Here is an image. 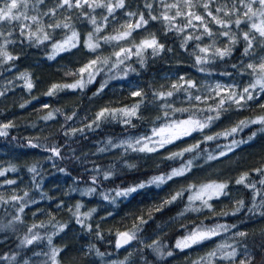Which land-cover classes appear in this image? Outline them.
Masks as SVG:
<instances>
[{
    "label": "trees",
    "instance_id": "16d2710c",
    "mask_svg": "<svg viewBox=\"0 0 264 264\" xmlns=\"http://www.w3.org/2000/svg\"><path fill=\"white\" fill-rule=\"evenodd\" d=\"M49 1L51 0H47V2ZM129 2L132 4L133 10L138 4L143 10L142 0H129ZM100 11L103 10L97 9L96 15ZM117 13L122 14L120 10ZM100 17L97 19L99 20ZM45 21L47 22L48 19L45 18ZM76 29L83 35L91 29V26L76 22ZM112 29L109 25L103 34H108ZM150 29L157 33L166 48H172L173 51H166L156 57L149 55L145 67H141L135 58L118 67H113V62L110 61L108 65L102 66L103 70L96 76L94 82L83 91L65 90L56 96L48 97L44 93L53 83L74 82L78 77L65 75V73L68 71L75 72L92 56L87 53V50L81 48L79 51L73 49L70 53H61L55 60H48L46 57L50 52L51 42L39 47L28 46L27 42L21 44L22 38L19 36V28L18 26L14 27L11 38L15 39L17 43L8 45L7 50L20 58L8 64H0V91L5 93L0 96V123L11 121L15 127L9 129V136L0 137V166L7 167L9 164H14L19 171L16 173L9 172L5 177H0V184L5 179L17 181L15 185L0 187V195L7 200L13 194L23 195L24 191H28L29 197L36 200L37 203L29 204L23 213H18V205L13 206L11 203L0 202V224H7L16 214H19L23 221L16 224L15 231L12 229L0 231V256H16L15 261L0 260V264H24L25 260L28 261V264H45L48 261L46 254L51 247L63 249L58 256L59 264H113L114 261L125 260L126 257H129V253L132 255L126 264H192V261L206 256L210 251L209 246L213 244H233L235 242L233 233L236 231L248 232L249 236L246 243L254 251H260L259 245L264 242V233H262L264 217L248 213L246 208L235 216L219 215V213H231L235 208V201L238 199H244L246 205L251 206L250 192L242 186L235 185L234 181L241 172L264 158V133L258 132L256 138L247 144L240 145L234 153H229L227 157L205 162L208 153L218 155L220 149L217 145L228 144L232 139L247 140L248 136L256 131L258 126H250L227 139L221 137L219 140L204 141V136H200L198 139L193 137L195 140L190 146L199 144V148L174 160L165 157L190 147H181L184 140L168 144L155 153H137L129 150L122 155L123 150L115 148L104 153L97 151L99 148L105 147L109 138L118 142L129 137L151 135L153 126L165 122L164 120H157L155 124L153 123L156 115L159 114V109L151 105L143 111L144 120H133L136 127H128L114 121L103 124L95 131H86L82 136L78 134L70 139L63 136L62 125L64 129L69 126L82 127L91 121L92 114L102 106L109 103L116 107L131 104L135 98L130 97L129 93L136 88H144L150 94V84L157 88L161 84L167 87L181 75L197 81L198 84L200 81L216 78L224 81L230 78H240L244 81L245 77H248L238 76L230 66L231 63L239 62L238 58L242 46H238L240 50H237L233 57L227 58L226 61H216L214 65L207 66L210 68L211 74L201 73L197 71L196 67H193L194 57L190 53L195 51L194 45L190 46L187 51L181 49L179 47L181 38L174 34L165 36L162 25L158 22H153ZM3 30L7 32L8 26H5ZM65 31L55 32L54 40H62ZM207 42L205 40V43ZM224 42L223 38L219 41L221 44ZM111 51L112 48L107 45L100 49L103 56L110 55ZM70 64H72L71 68L67 66ZM129 65L136 71H129L127 76H123L124 70ZM10 66L11 70H6ZM25 71L31 74L35 84L31 92H28L23 87L24 82L17 78L21 72ZM224 72H230L232 76L222 75ZM105 81H107V86L103 92L99 96H93V93ZM192 91L196 93L195 89ZM181 95L184 94H176L174 98L175 107H183L181 102L177 101V97ZM28 101L30 103H27L25 108H20L21 103ZM45 103L50 105L49 109L42 107ZM54 108L61 109L63 115L56 113L54 119L50 121L40 119L41 116ZM73 111L77 115L72 121H65V116L71 115ZM260 111L258 107L243 110L233 108L209 127V135L222 132L234 126L239 120L252 117ZM206 114L197 113V118ZM188 115L189 113H176L171 119H186ZM27 138H35L33 142L41 145L52 143L62 145V154L65 159L48 160L47 157L50 153L45 152L42 147H27ZM73 156H78L79 160L72 159ZM194 157L196 158L193 159ZM190 159H193L194 167L184 177L168 181L160 187L150 185L127 198L119 197L116 204H111L102 198V193L109 192L111 195H115L114 190L118 188H127L142 181L146 182L153 176L167 174L173 168H180ZM33 164H37L40 172V175L36 177V181L40 184L39 189L34 185L32 174L27 171V168ZM54 164L56 167L53 166ZM126 164H134L135 168L129 169ZM94 166L104 170L114 166V175L109 180H104L102 176H99V183L93 185L90 177L95 175V172L92 171ZM58 167L66 168L68 174L59 172ZM217 170L221 171L217 173ZM209 172L211 173L210 176L208 175ZM253 178L258 179L255 174H253ZM211 180L229 181V189L227 190L229 195L210 201L213 205L212 211L204 209L199 213L186 212L180 216L179 214L184 211L188 204V196L192 194L185 192L184 196L173 204L166 206L160 212L153 213V219L144 226V230L139 234L144 244L133 241L125 248L117 249L115 247L116 230L124 231L130 228L136 216L147 213L153 205H159L164 199L169 198L170 194H174L181 188H187L189 184L199 185ZM87 187H96V193L91 196H81L79 191H71L72 188L85 189ZM42 193L49 198H42ZM58 202L64 204L60 210L56 208ZM78 202L83 205L80 209L81 213L92 208L97 209L92 219L87 222L91 223L93 228L97 223L100 224L103 239L97 238L95 231L87 232L76 224L75 218L72 217L68 208L74 209V205ZM109 212L112 213V216L107 217ZM101 217H107V219L101 220ZM65 223L68 227L63 232L53 235L50 246L46 237L56 231L54 225ZM33 224L38 226L33 229V232L37 233L41 239L34 241L31 245L20 246V240L25 234H28L27 229ZM41 224L44 227H39ZM201 224L209 228L215 227L217 224H236L237 227L229 231H221L218 236L207 243L183 251L175 248L177 239L182 238L187 234V231ZM154 240L159 241L165 252L172 251L173 255L161 259L151 249L145 247V244H150ZM97 250L105 255L103 257L98 256ZM48 264L51 262L48 261ZM214 264H227V262L216 260Z\"/></svg>",
    "mask_w": 264,
    "mask_h": 264
},
{
    "label": "snow or ice",
    "instance_id": "6c2138e0",
    "mask_svg": "<svg viewBox=\"0 0 264 264\" xmlns=\"http://www.w3.org/2000/svg\"><path fill=\"white\" fill-rule=\"evenodd\" d=\"M142 8L143 10L138 4L133 10L129 0H52L51 6H47V0H0V64H8L20 58L7 50L8 45L17 43L11 37H13L14 27L18 26L19 36L22 38L21 44L27 42L28 46L39 47L44 45L45 42H51L50 52L46 57L48 60H55L61 53H70L73 49L77 51L81 48L87 50L92 58L88 59L75 72L68 71L65 73V75H73L78 78L72 83H53L44 95L53 97L65 90L83 91L94 82L96 76L103 70L102 66L108 65L110 61L113 62V67H118L135 58L141 67H145L149 55L156 57L166 51L172 52L173 49L166 48L157 33L150 29L153 22H158L162 25L165 36L174 34L181 38L179 44L181 49L187 51L190 46L194 45L195 51L190 55L194 57L193 67H196L197 71L201 73L211 74L210 68L207 66L214 65L216 61H226L227 58L233 57L237 50H240L238 46H242L238 58L239 62L231 63L230 66L238 76L250 77L248 83L243 86L236 83L223 84L221 82L211 85L206 84L203 86V94H200L198 82L181 75L167 87L161 84L157 88L150 84V94L144 88L132 90L129 96L135 99L131 104L116 107L109 103L102 106L92 114L91 121L85 123L82 127L69 126L64 129L62 125L63 136L69 139L78 134L82 136L86 131H95L103 124L114 121L128 127H136L133 120H144L143 111L147 110L150 105L159 109V114L156 115L153 123L155 124L157 120L165 121L158 126H153L151 135L129 137L118 142H114L109 138L105 147H101L97 151L104 153L115 148L122 149V155L129 150L137 153H155L175 140L189 136L194 132H203L233 108L241 110L258 107L261 111L252 117L239 120L234 126L222 132L205 135L203 137L204 141L219 140L221 137L227 139L250 126H258L257 130L253 131L247 140L232 139L228 144L217 145L220 149L218 155L208 153L205 162L227 157L229 153H234L240 145L247 144L256 138L258 132L264 133V102H260L264 101V0H142ZM97 9H102L107 14L102 15L98 20ZM118 10L122 12L126 19L118 27H113L108 34H103L105 29L116 20ZM29 12L34 14L30 15ZM45 17L48 18L47 22L44 19ZM76 22L90 25L91 29L82 35L76 29ZM5 26L9 28L7 32L3 30ZM56 30H66L62 40H54L53 36ZM221 38L225 41L222 44L219 43ZM205 40L208 42L205 43ZM105 45L112 48L108 56H103L100 53V49ZM11 66L6 70L10 71ZM129 71L135 72L136 69L129 65L124 70L123 76H127ZM222 75L231 77L232 73L224 72ZM17 78L24 82L23 87L28 92L32 91L35 84L30 73L27 71L21 72ZM106 86L107 81L101 84L100 88L93 93V96H99ZM194 89L196 93L192 91ZM177 93H183L185 98L181 103H187L191 107H175L174 98ZM4 94L3 91H0V96ZM33 99H36V97H33ZM209 100L213 103H209ZM27 103H30V101L21 103L20 108H25ZM199 105H205V107ZM42 107L49 109L50 105L45 103ZM192 109H195V111ZM56 113L63 115L61 109L54 108L41 116L40 119L44 121L53 120ZM176 113H189V115L186 119H171ZM197 113L207 114L197 118ZM76 115L77 113L73 111L71 115L65 116V121H72ZM13 127H15V124L11 121L0 123V137L9 136V129ZM34 139L27 138L26 146L31 148L42 147L45 152L50 153L47 157L48 160L65 159L62 154V145L57 143L41 145L33 142ZM196 148H199V144L186 147L179 152H173L165 158L174 160L182 157L185 153L193 152ZM72 159L78 161L79 157L73 156ZM193 159L188 160L180 168H173L167 174L153 176L146 182L142 181L127 188H118L114 190L115 195H111L109 192L102 193V198L111 204H116L119 197L127 198L150 185L160 187L174 178L184 177L192 171L194 167ZM53 166L56 167L55 164ZM113 167L104 170L94 166L92 171L95 172V175L90 177L92 184L97 185L99 183V176H102L104 180H109L114 175ZM126 167L132 169L135 168V165L126 164ZM57 170L68 174L67 169L64 167H58ZM18 171L19 169L14 164H9L7 167L0 166V177H5L9 172L16 173ZM27 171L32 174L34 185L39 189L40 184L36 181V177L40 175L37 164L29 166ZM253 174L258 179H254ZM16 183L15 179H5L0 187L15 185ZM234 183L250 192L251 206L248 207L244 199H238L235 201V208L231 213L222 212L219 215L235 216L246 208L248 213L264 217V158L254 166L241 172ZM228 189L229 181L227 180L222 182L212 181L199 185L189 184L187 188H181L174 194H170V197L164 199L159 205H153L147 213L136 216L131 227L127 230H116L115 247L120 249L130 245L133 241L144 244L139 234L144 230V226L153 219V213L160 212L166 206L173 204L182 198L185 192L192 194L188 196V204L184 211L179 214L180 216H183L186 212L199 213L204 209L212 211L213 205L210 201L219 199L221 196H228ZM71 191H79L81 196H91L96 193L97 189L96 187L72 188ZM41 195L42 198H49L44 193ZM197 201H199V204L196 203ZM0 202L4 204L11 203L13 206L18 205V213H23L29 204L37 203L36 200L29 197L28 191H24L23 195L13 194L7 200L0 195ZM63 207V202L56 203L57 210ZM82 207L83 205L78 202L74 205V209L70 207L68 211L75 218L76 224L87 232L95 231L96 237L103 239L100 224L97 223L93 228V225L87 222L92 219L97 209L92 208L81 213L80 209ZM110 216H112L111 212L107 214V217ZM107 217H101V220H106ZM22 222L21 216L16 214L7 224H0V231L4 229L15 231L16 224ZM36 227L38 226L33 224L32 227L27 229L28 234H25L23 239L20 240V246L31 245L34 241L41 239L37 233L33 232ZM39 227H44V225L41 224ZM54 227L56 231L46 237L50 246L52 245L53 235L63 232L68 225L66 223L57 224ZM236 227V224H217L215 227L209 228L201 224L187 231V234L182 238L177 239L175 248L183 251L201 245L218 236L221 231H229ZM262 233H264V230H262ZM248 236L249 233L246 231H236L233 233L235 241L233 244H218L206 256L192 261V264H214L216 260L227 262V264H264V242L260 243V251L256 252L246 243ZM145 247L151 249L161 259L173 255L172 251L165 252L159 241L154 240L150 244H145ZM62 251L61 248L51 247L46 254L48 261L51 264H59L58 256ZM96 254L101 257L105 255L99 250ZM131 255L132 253H129V257ZM129 257H126L123 261H114L113 264H126ZM15 259V255L0 256V260L9 262L15 261ZM48 261L45 264H48ZM24 264H28V261L25 260Z\"/></svg>",
    "mask_w": 264,
    "mask_h": 264
},
{
    "label": "rangeland",
    "instance_id": "374dc122",
    "mask_svg": "<svg viewBox=\"0 0 264 264\" xmlns=\"http://www.w3.org/2000/svg\"><path fill=\"white\" fill-rule=\"evenodd\" d=\"M51 4H52V0L51 1H49V2H47V6H51ZM43 10V9H42ZM29 14L31 15V14H34V13H32V12H29ZM107 13L103 10L102 12L100 11L98 14H97V18H99L100 17V15H106ZM46 19H48L47 17H45ZM44 18V19H45ZM126 19V17L125 16H123V14H119V13H116V20H114V22H112V24L110 25L111 26V28H113V27H118L119 26V24L120 23H123L124 22V20ZM30 23V22H29ZM57 31H59V30H56L55 32H57ZM60 31H62V30H60ZM65 31V30H64ZM64 31H62V32H64ZM45 43H47V42H45ZM69 68H71V66H72V64H70V65H67ZM13 78H15V76H13ZM246 79H244V81H242L240 78H230V79H228V80H221V79H218V78H216V79H213V80H203V81H200V83L198 84V87H199V89H200V94H203V92H204V88H203V86L204 85H211V84H214V83H216V82H221V83H223V84H231V83H236V84H238V85H240V86H243V85H245V84H247L248 83V81H249V79H250V77H245ZM184 95H181V96H178L177 97V101H179V102H181V101H183L184 100ZM264 102V101H263ZM209 103H213V101H211V100H209ZM182 104V106L183 107H191L189 104H187V103H181ZM200 107H205V105H199ZM192 110H195V109H192ZM236 110V109H235ZM241 110H243V109H241ZM205 135H209V128H206L203 132H194V133H192L191 135H189V136H186V137H182L181 139H178V140H175L173 143H176V142H178V141H182V140H184L183 141V143H182V145H181V147L182 148H184V147H186V146H190V144L191 143H193L194 142V138L193 137H195V138H197L198 139V137H200V136H205ZM184 145V146H183ZM222 158H224V157H222ZM222 158H219V159H222ZM218 172L217 173H219L221 170H217ZM210 173V172H209ZM187 175V174H186ZM185 175V176H186ZM209 176L211 175V173L210 174H208ZM179 177H177V178H174L173 180H175V179H178ZM172 180V181H173ZM209 182H212V180L211 181H209ZM209 182H206V183H209ZM218 182V181H217ZM197 204H199V201H197L196 202ZM215 238V237H214ZM213 238V239H214ZM212 239V240H213ZM207 242H209V241H207ZM207 242H205V243H207ZM204 244V243H203ZM218 244H213V245H211V246H209V249H210V251L212 250V249H214L216 246H217ZM197 246V245H196ZM180 250V249H179ZM186 250V249H185Z\"/></svg>",
    "mask_w": 264,
    "mask_h": 264
},
{
    "label": "water",
    "instance_id": "95a60500",
    "mask_svg": "<svg viewBox=\"0 0 264 264\" xmlns=\"http://www.w3.org/2000/svg\"><path fill=\"white\" fill-rule=\"evenodd\" d=\"M127 246H129V245H126L125 247H127ZM125 247H123V248H125ZM122 249V248H121Z\"/></svg>",
    "mask_w": 264,
    "mask_h": 264
}]
</instances>
